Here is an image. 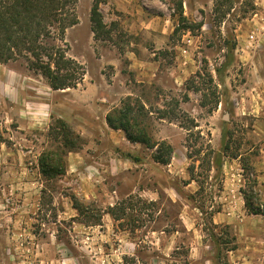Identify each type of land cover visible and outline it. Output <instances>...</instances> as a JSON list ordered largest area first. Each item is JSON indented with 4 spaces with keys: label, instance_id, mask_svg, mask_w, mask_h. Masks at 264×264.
Segmentation results:
<instances>
[{
    "label": "rangeland",
    "instance_id": "1",
    "mask_svg": "<svg viewBox=\"0 0 264 264\" xmlns=\"http://www.w3.org/2000/svg\"><path fill=\"white\" fill-rule=\"evenodd\" d=\"M97 1L103 34L93 32L96 0H77L76 24L45 41L84 70L75 88L52 90L23 58L0 64V264H93L114 255L122 238L74 229L98 230L115 205L136 247L123 264H229L233 232L212 223L225 162L238 158L244 191L256 179L264 204V0H183L184 23L171 0ZM128 96L151 113L152 138L173 147L169 165L139 145L137 167L117 174H40L42 154L57 146V120L81 135L91 157L107 154L94 134ZM247 160L253 170L244 171Z\"/></svg>",
    "mask_w": 264,
    "mask_h": 264
},
{
    "label": "trees",
    "instance_id": "2",
    "mask_svg": "<svg viewBox=\"0 0 264 264\" xmlns=\"http://www.w3.org/2000/svg\"><path fill=\"white\" fill-rule=\"evenodd\" d=\"M171 1L179 22L184 23L183 0ZM76 3L77 0H0V64L7 65L23 58L31 71L48 81L52 90L75 88L83 80L84 70L75 60L68 58L62 48L48 46L45 41H55L58 36L62 38L65 31L76 24ZM99 3L96 0L91 14L96 37L103 34L106 28ZM150 115L141 98L128 96L119 108L112 109L106 115V122L111 129L122 131L130 143L154 150L153 159L156 163L169 165L173 147L166 141L156 142L152 138L149 131ZM51 129L57 146L43 153L39 160L40 174L49 181L64 177L67 174L69 153L79 152L85 146L81 135L66 121L57 120ZM127 157L132 158L131 155ZM134 160L139 161L138 157H134ZM249 164V160L242 161L244 171L253 170ZM252 184L248 191L242 190L246 208L251 214L264 216V204L255 191L256 179ZM70 198L78 216L86 215V207L76 196ZM117 207H112L108 214L120 220Z\"/></svg>",
    "mask_w": 264,
    "mask_h": 264
},
{
    "label": "crops",
    "instance_id": "3",
    "mask_svg": "<svg viewBox=\"0 0 264 264\" xmlns=\"http://www.w3.org/2000/svg\"><path fill=\"white\" fill-rule=\"evenodd\" d=\"M104 82L102 83L107 85ZM100 124V132L96 131L97 133L94 134L95 138H97L95 142L101 144V142L106 141L108 147L105 152L107 154H99L102 152L100 151L93 158L89 152L91 146H86L79 152L69 153L67 156L68 173L78 172L83 174L87 169L94 168L96 173L102 178L107 174L113 175L122 172V170L137 167L138 161L134 160V157H136V149L139 148V145L130 143L121 131L111 129L106 122V116ZM78 132L84 135V132ZM117 149L125 155L118 153ZM127 155H131L132 158H128ZM105 162H108V165ZM259 164L260 174L258 180L263 189L259 192L264 199V186L262 185L264 183V162H260ZM242 172L243 169L238 158L225 162V182L221 196H219L221 211L216 212L212 216V223L215 226L227 227L233 232L235 246L227 250V261L229 264H264V216L248 212L242 194L245 185ZM97 183L98 179L96 178L91 181L92 186ZM84 184V190L90 188L87 187L86 180H84ZM193 184L194 182H190L187 184V187H191ZM121 220L122 218L116 220L111 214H107L103 217V225L98 226V230H94V227H86L81 223L76 224L77 227L74 230H77L80 236L89 233L95 235L98 232V236L102 238L107 233L108 237L113 235L122 238L124 242L120 249L114 248L112 250L114 255L110 254L106 258L103 256L99 257L97 258L99 261L93 264H123L121 261L122 257L133 255L135 252V244L128 238L129 231L126 229L120 230L118 227ZM138 264L143 263L138 262Z\"/></svg>",
    "mask_w": 264,
    "mask_h": 264
},
{
    "label": "built area",
    "instance_id": "4",
    "mask_svg": "<svg viewBox=\"0 0 264 264\" xmlns=\"http://www.w3.org/2000/svg\"><path fill=\"white\" fill-rule=\"evenodd\" d=\"M250 39L253 40L254 39V36H251Z\"/></svg>",
    "mask_w": 264,
    "mask_h": 264
}]
</instances>
